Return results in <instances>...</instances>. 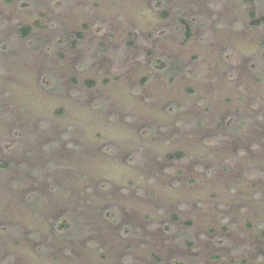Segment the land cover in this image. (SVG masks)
Here are the masks:
<instances>
[{"label":"rangeland","instance_id":"1","mask_svg":"<svg viewBox=\"0 0 264 264\" xmlns=\"http://www.w3.org/2000/svg\"><path fill=\"white\" fill-rule=\"evenodd\" d=\"M263 239L264 0H0V264H264Z\"/></svg>","mask_w":264,"mask_h":264},{"label":"trees","instance_id":"2","mask_svg":"<svg viewBox=\"0 0 264 264\" xmlns=\"http://www.w3.org/2000/svg\"><path fill=\"white\" fill-rule=\"evenodd\" d=\"M181 21L183 22V24H185L184 26H185L186 36H189L190 35V27H189V25L187 24V22L185 20L182 19ZM18 29H19V31L22 34H24L26 32V30H27V27H25V26H19ZM174 155L180 156V155H182V153L181 152H178V153H176Z\"/></svg>","mask_w":264,"mask_h":264},{"label":"flooded vegetation","instance_id":"3","mask_svg":"<svg viewBox=\"0 0 264 264\" xmlns=\"http://www.w3.org/2000/svg\"><path fill=\"white\" fill-rule=\"evenodd\" d=\"M218 242L223 243L224 240L223 239H218ZM261 244H262V248L264 249V239L261 241ZM218 245H221V244H218ZM259 263H263V262L260 260Z\"/></svg>","mask_w":264,"mask_h":264}]
</instances>
